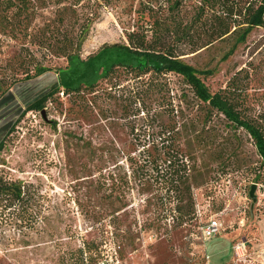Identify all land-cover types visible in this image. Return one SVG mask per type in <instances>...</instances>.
I'll list each match as a JSON object with an SVG mask.
<instances>
[{
    "label": "rangeland",
    "instance_id": "374dc122",
    "mask_svg": "<svg viewBox=\"0 0 264 264\" xmlns=\"http://www.w3.org/2000/svg\"><path fill=\"white\" fill-rule=\"evenodd\" d=\"M141 1L122 0L103 8L80 50L83 61L105 46L127 44L129 31H143L142 26L149 18L139 15ZM185 1L188 6L184 13L191 15L197 0ZM52 19L53 14L46 11L14 32H0V141L21 118L0 151V176L40 184L48 196L47 206L64 216L66 222L62 225L70 224L84 236L103 238L105 256L99 264H208V255L219 244V249L229 246L221 252L224 264L250 261L260 264L264 259V181L258 184V201L253 203L250 197L255 171L262 170L260 158L246 131L230 128L224 116L214 112L207 126L209 130L205 134L211 137V148L182 140L184 150L197 154L195 165L205 179L199 180L194 188L196 210L200 209L202 216L196 212L192 220L180 223L179 214L171 211L175 202L173 193L163 189L161 180L149 179L143 165L134 164L139 174L130 166L128 158L142 159L152 137L149 138L147 113L134 116L136 105L131 102L129 89H123L135 81H131L133 75L126 69L118 68L109 79L100 80L94 92L85 87L79 93L58 92L48 104L46 118L42 112L25 110L55 83L73 87L93 83L110 63L98 57L85 66L73 58L71 68L65 69L67 59L54 55L49 45ZM263 37L264 29H255L248 42L226 61L222 59L230 48L226 42L188 53L183 58L200 70H213L212 75L201 74L213 92L224 87L236 70L255 58L261 64L255 63L259 66L251 91L255 98L264 100V51L252 54V47ZM174 46L176 52H187L184 45ZM129 59L120 54L115 61ZM40 63L54 72L64 70L60 77L48 74L13 86L27 74H33ZM116 82L121 86L114 89L112 85ZM154 86L144 96L145 112L170 108L173 104L175 109L182 110L179 120L184 123L185 132L204 126L210 109L194 96L181 76L174 73L161 76L155 79ZM105 116L118 119L106 120ZM134 124L136 130L132 133ZM88 145L96 149L95 157L85 149ZM112 172L128 181L124 192L116 193L120 196L117 206L121 208L124 225L118 230L106 222L96 230L80 212L78 201L85 204L91 200L97 204L99 193L93 189L105 179L111 184ZM212 216L220 220L223 230L209 243L201 237L200 226ZM131 225L132 239L122 244L113 233ZM23 238L0 216V264H54L49 252L41 253L36 247L25 245L36 243L37 239ZM226 239L228 245L224 244ZM217 240L220 241L214 243ZM240 240L247 242L249 262L231 259L230 243Z\"/></svg>",
    "mask_w": 264,
    "mask_h": 264
},
{
    "label": "trees",
    "instance_id": "16d2710c",
    "mask_svg": "<svg viewBox=\"0 0 264 264\" xmlns=\"http://www.w3.org/2000/svg\"><path fill=\"white\" fill-rule=\"evenodd\" d=\"M121 1L0 0V32H14L46 11L53 14V19L50 21L52 42L49 45L54 55L67 59L68 66L65 69L71 68L73 58H77L85 66L93 58L98 57L110 62L102 75L93 83L76 87L55 83L48 91L32 101L25 110L46 111L54 95L60 91L64 94L79 93L85 87L94 92L100 80H107L116 69L124 68L133 75L131 81L135 80L133 85L123 84V89H129L131 102L136 105L133 115L147 113L149 138L152 137L150 147L145 148L142 159H139V156L138 159L128 158L131 162L130 166L133 167L135 174H139L134 164L143 165L145 167L143 172L149 176V179L161 180L163 189L173 193L175 202L171 211L179 214L180 223L190 221L196 215L194 188L199 185V180L205 179V175L200 173L195 165L197 154L193 150H184L182 140L185 139L190 143L198 142L205 149L211 148L213 144L211 137L205 133L209 130L207 126L214 112L224 116L230 128H241L252 138L262 169L259 172L255 171L254 183H263L264 100L255 98L251 91L253 78L261 62L258 63L253 58L245 67L236 70L224 87L213 92L201 77V74H214L213 70H200L188 63L183 56L208 49L218 42H226L230 48L222 59L228 60L241 45L248 42L255 29H264V0H197L191 15L184 13L188 6L185 0H142L138 9L139 15L141 18H149L142 26L143 31L137 29L129 31L126 34L127 44L105 46L97 54L83 61L80 50L93 24L100 18L103 8L112 7ZM171 41H175L174 44H171ZM175 44L184 45L183 50L187 52H176L173 48ZM263 51L264 37L252 47V54ZM120 54L131 59L115 61ZM62 70L64 69L54 72L40 63L35 67L33 74H27L13 86L48 74H56L60 77ZM170 73L181 76L194 96L209 107L210 111L207 113L210 114L206 115L201 129L185 132L184 123L179 120L182 110L175 109L173 104L170 108L166 106L161 110L145 112L144 96L155 88L156 78ZM119 86L121 84L117 82L112 85L114 89ZM10 89L3 93H8ZM111 117L114 120L117 118L105 116L104 119L108 120ZM20 120L21 118L16 123ZM16 123L1 139L0 151L6 137L15 130ZM135 125H132V133L136 130ZM85 149L91 156L97 155L92 145H88ZM116 173L110 174L111 184L105 179L103 183L94 187L93 190L99 193L97 204L91 200L82 204L77 200L80 212L92 222V228L96 230L106 222L118 230L119 226L124 225L120 218L121 208L117 206L120 196L116 193L124 192L128 181L125 182L119 173L114 176ZM47 201L48 196L43 192L40 184L0 176V216L17 231V235H22V238L30 236L32 239H37L36 243L27 242L26 246H34L41 253L49 252L54 264H99L105 256V250L102 248L103 238L99 239L93 235L84 236L81 232L75 231L72 225H62L66 222L64 216H61L59 211L50 209ZM132 227L133 225L113 235L115 234L118 241L123 244L132 239ZM16 239L14 238V241Z\"/></svg>",
    "mask_w": 264,
    "mask_h": 264
},
{
    "label": "built area",
    "instance_id": "2783aa9c",
    "mask_svg": "<svg viewBox=\"0 0 264 264\" xmlns=\"http://www.w3.org/2000/svg\"><path fill=\"white\" fill-rule=\"evenodd\" d=\"M196 212H199L198 214L202 216L201 210H196ZM223 230V224L220 222V220L212 216L210 217L206 222H203L202 225L200 226V231H201V237L205 242L208 240L212 239L215 236H218L222 234ZM233 252H234V257L237 261L239 262H246L248 260V245L245 240H240L236 242L233 245ZM249 262V261H247ZM249 264H255L253 261H250ZM260 264H264V262H261Z\"/></svg>",
    "mask_w": 264,
    "mask_h": 264
},
{
    "label": "crops",
    "instance_id": "0c3cea01",
    "mask_svg": "<svg viewBox=\"0 0 264 264\" xmlns=\"http://www.w3.org/2000/svg\"><path fill=\"white\" fill-rule=\"evenodd\" d=\"M209 241V243H212L213 242V238L211 239V240H208ZM218 241H220V240H217L216 242H214V243H217ZM213 243V244H214ZM207 244V243H206ZM224 244H226V245H228L229 244V242H227V239L225 240V242H224ZM211 245V244H210ZM230 245H231V251H232V253H233V258H231L232 259V261L233 260H235V257H234V252H233V245L234 244H231L230 243ZM207 246V245H206ZM221 245L219 244V245H216L215 246V249H212L211 250V253L208 255L209 256V260H208V264H224V262H223V260H222V251H226V250H228V248H229V246H227V247H225V248H221V249H219V247H220ZM207 248V247H206ZM207 250H208V248H207ZM255 250H258V248H257V246H255ZM216 255V256H215ZM228 261H230V260H227V262ZM262 262H264V259H262L261 260ZM226 263V262H225Z\"/></svg>",
    "mask_w": 264,
    "mask_h": 264
},
{
    "label": "water",
    "instance_id": "95a60500",
    "mask_svg": "<svg viewBox=\"0 0 264 264\" xmlns=\"http://www.w3.org/2000/svg\"><path fill=\"white\" fill-rule=\"evenodd\" d=\"M43 116L46 118V111L43 110L42 111ZM257 189H258V184L257 183H253L250 189V197L253 200V203H256L258 201V195H257Z\"/></svg>",
    "mask_w": 264,
    "mask_h": 264
}]
</instances>
